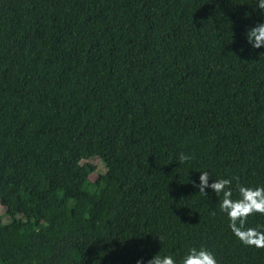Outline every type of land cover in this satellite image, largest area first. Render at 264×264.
Listing matches in <instances>:
<instances>
[{"label": "trees", "instance_id": "obj_1", "mask_svg": "<svg viewBox=\"0 0 264 264\" xmlns=\"http://www.w3.org/2000/svg\"><path fill=\"white\" fill-rule=\"evenodd\" d=\"M261 23L256 0H0V264H182L193 247L264 264L222 193L193 186L264 187Z\"/></svg>", "mask_w": 264, "mask_h": 264}, {"label": "clouds", "instance_id": "obj_2", "mask_svg": "<svg viewBox=\"0 0 264 264\" xmlns=\"http://www.w3.org/2000/svg\"><path fill=\"white\" fill-rule=\"evenodd\" d=\"M256 7L264 15V0H256ZM247 43L253 49L264 48V23L258 24L246 33ZM178 160L181 164L189 161L192 157L180 153ZM209 173L201 172L199 183L193 186L199 189V194L206 196L205 189L211 188L216 194L223 195L220 203L221 212L225 213L229 219V227L234 236L245 246L264 249V231H258L256 228L245 229L248 217L254 214L264 216V187H244L238 185L239 198L232 199L230 185L232 180L220 179L209 184ZM213 215L215 213H212ZM137 264H143V260H138ZM147 264H175L172 256L161 257L159 254L147 262ZM182 264H217L214 255L201 247L199 250L191 248L188 254L183 258Z\"/></svg>", "mask_w": 264, "mask_h": 264}, {"label": "rangeland", "instance_id": "obj_3", "mask_svg": "<svg viewBox=\"0 0 264 264\" xmlns=\"http://www.w3.org/2000/svg\"><path fill=\"white\" fill-rule=\"evenodd\" d=\"M110 154H111V151L106 150L105 152L102 153L101 156L95 157V158L90 160V163L95 167V171L91 175V179L93 181H97V179L99 178V175L106 173L107 167H106V161L105 160L109 157ZM83 163H85V162H83ZM83 163H81L78 166L80 171H84ZM2 196H3V193L0 192V199L2 198ZM0 207H1V204H0Z\"/></svg>", "mask_w": 264, "mask_h": 264}]
</instances>
